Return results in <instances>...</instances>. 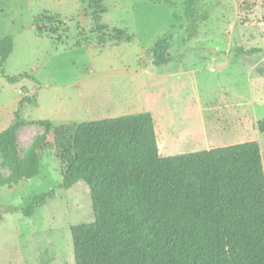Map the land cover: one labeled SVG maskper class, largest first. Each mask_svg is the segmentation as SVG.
<instances>
[{"label": "rangeland", "instance_id": "rangeland-1", "mask_svg": "<svg viewBox=\"0 0 264 264\" xmlns=\"http://www.w3.org/2000/svg\"><path fill=\"white\" fill-rule=\"evenodd\" d=\"M263 15L264 0H0V40H14L5 74L16 79L0 72V132L31 99L17 130L25 160L62 124L149 111L163 156L258 141L264 168ZM160 37L172 59L157 67L150 48ZM38 153L35 177L0 184V264H75L70 226L94 221L88 185L64 189L54 144Z\"/></svg>", "mask_w": 264, "mask_h": 264}, {"label": "trees", "instance_id": "trees-1", "mask_svg": "<svg viewBox=\"0 0 264 264\" xmlns=\"http://www.w3.org/2000/svg\"><path fill=\"white\" fill-rule=\"evenodd\" d=\"M34 26L40 32L38 23ZM171 47L166 37L156 40L150 48L155 66L172 59ZM13 50L11 36L0 40V72L10 81L16 79L5 74V63ZM26 100L31 99L20 101V107ZM20 107L0 133L2 165L12 171L0 184L35 177L38 150L54 144L62 187L84 181L91 193L94 221L70 226L75 264H264V168L258 141L163 156L153 114L142 111L62 124L53 134L39 136L22 160ZM258 127L264 132V120ZM51 195H37L23 213L30 217Z\"/></svg>", "mask_w": 264, "mask_h": 264}, {"label": "crops", "instance_id": "crops-1", "mask_svg": "<svg viewBox=\"0 0 264 264\" xmlns=\"http://www.w3.org/2000/svg\"><path fill=\"white\" fill-rule=\"evenodd\" d=\"M153 118H154V116H153ZM154 122H155V129H156V134H157V141H158V145H159V149H160V153L162 154V155H164V153H163V151H164V147L163 146H165V142L164 141H162V142H160L159 141V139H158V133H160L161 132V129L159 128L160 126H157V123H156V120H155V118H154ZM7 128V127H6ZM5 128H3L2 130H4ZM1 130V131H2ZM1 133V132H0ZM206 136H207V132H206ZM214 148V147H213ZM211 149V148H210Z\"/></svg>", "mask_w": 264, "mask_h": 264}, {"label": "built area", "instance_id": "built-area-1", "mask_svg": "<svg viewBox=\"0 0 264 264\" xmlns=\"http://www.w3.org/2000/svg\"><path fill=\"white\" fill-rule=\"evenodd\" d=\"M20 93H22V90H19Z\"/></svg>", "mask_w": 264, "mask_h": 264}]
</instances>
